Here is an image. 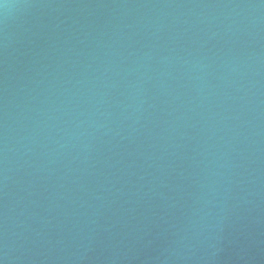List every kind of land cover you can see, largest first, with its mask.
Segmentation results:
<instances>
[{
	"label": "water",
	"instance_id": "1",
	"mask_svg": "<svg viewBox=\"0 0 264 264\" xmlns=\"http://www.w3.org/2000/svg\"><path fill=\"white\" fill-rule=\"evenodd\" d=\"M0 264H264V0H0Z\"/></svg>",
	"mask_w": 264,
	"mask_h": 264
}]
</instances>
